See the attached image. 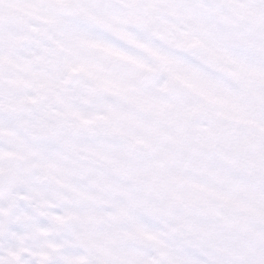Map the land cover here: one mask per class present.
I'll use <instances>...</instances> for the list:
<instances>
[{
  "label": "snow or ice",
  "instance_id": "6c2138e0",
  "mask_svg": "<svg viewBox=\"0 0 264 264\" xmlns=\"http://www.w3.org/2000/svg\"><path fill=\"white\" fill-rule=\"evenodd\" d=\"M0 264H264V0H0Z\"/></svg>",
  "mask_w": 264,
  "mask_h": 264
}]
</instances>
